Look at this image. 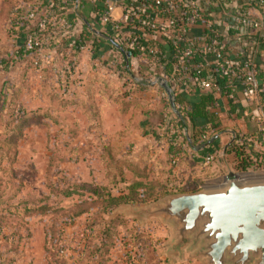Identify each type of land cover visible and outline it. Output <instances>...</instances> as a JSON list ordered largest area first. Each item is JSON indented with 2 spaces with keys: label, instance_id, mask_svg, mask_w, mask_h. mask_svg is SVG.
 <instances>
[{
  "label": "rangeland",
  "instance_id": "374dc122",
  "mask_svg": "<svg viewBox=\"0 0 264 264\" xmlns=\"http://www.w3.org/2000/svg\"><path fill=\"white\" fill-rule=\"evenodd\" d=\"M32 1L0 0V264H169V228L159 220L141 225L117 209L223 185L231 168L206 171L192 158L195 133L177 127L164 87L131 86L123 72L128 81L107 93L97 73L90 70L89 83L59 56L37 69L12 28L15 13ZM151 75L138 73L144 81ZM152 99L157 110L147 119ZM178 137L188 154L173 166L169 146ZM251 169L248 179L264 178V169ZM163 190L167 196L145 204L112 203ZM37 210L43 214H31ZM175 264L200 263L187 253Z\"/></svg>",
  "mask_w": 264,
  "mask_h": 264
},
{
  "label": "built area",
  "instance_id": "2783aa9c",
  "mask_svg": "<svg viewBox=\"0 0 264 264\" xmlns=\"http://www.w3.org/2000/svg\"><path fill=\"white\" fill-rule=\"evenodd\" d=\"M199 2V0H187V3H184V0H149L137 13L133 14V5L129 4L133 3V0H106L105 7L99 12L98 20L101 30L92 29L91 34L98 39H103L111 47L115 45V42L126 44L127 41L133 45L138 52L137 61L140 66L152 74L146 81L139 80V84L147 83L148 86L165 89L167 82L172 81L177 90L176 96L192 94L198 90L190 74L199 77L202 68H209L220 71L219 75L211 80L202 78L200 91L220 90V82L225 78L223 74L225 71L232 79L240 75L236 72L233 60L227 53L226 44L222 41L225 35L222 26L206 14ZM259 2L264 5V0ZM29 3L23 10L15 13L12 28L14 32L22 36L24 52L32 55L34 66L42 70L51 66L53 58L57 56L60 36L73 38L74 24L67 18V13L77 11L80 8V0H33ZM121 7L125 14L123 22L114 18L115 11ZM237 24L252 25L255 30L262 29L261 23L252 20L245 13L235 18L232 26ZM196 29L201 30L202 34L196 35ZM78 34V40L81 37L85 38L82 32ZM234 37L236 41H239L242 34L236 33ZM179 58L185 63L178 73L163 78L156 76L155 71L162 67L163 62ZM242 74L247 91L264 90V85L262 87L258 85L252 64L245 62ZM232 86L230 85L231 93L228 97L234 101ZM172 99L170 100L173 103L174 98ZM177 109L182 115H186L185 105H178ZM217 135L214 124H208L195 144L199 147ZM236 143L239 145L241 140H237ZM170 146L178 150L183 149L181 137L171 140ZM214 160L215 155L210 153L202 159V165L208 167ZM171 161L173 166H178L179 155ZM237 177L246 180L250 174ZM224 180L226 182L227 179Z\"/></svg>",
  "mask_w": 264,
  "mask_h": 264
},
{
  "label": "crops",
  "instance_id": "0c3cea01",
  "mask_svg": "<svg viewBox=\"0 0 264 264\" xmlns=\"http://www.w3.org/2000/svg\"><path fill=\"white\" fill-rule=\"evenodd\" d=\"M199 3H201L202 8L210 18L222 26L223 33L225 34L227 33V29L232 26L234 19L244 13L252 20L262 24V29H253L249 36L245 33L242 34V38L244 39L246 37H253V40H256L258 37L257 42L254 43V41H251L240 46L237 44L238 41L235 40L233 34L230 35V37L228 36V43L230 45H227L226 43V47L229 57L234 62L245 61V58L247 59L249 57L248 53L252 52L251 61L252 65L256 68L257 82L259 84L264 83V67H262V63L264 62V5L260 4L259 0H201ZM105 5L106 0H80V8L77 11L67 13V18L74 24L73 38L70 39L65 36L68 43L70 45H75L76 42L79 41L78 33L81 32L87 39L85 42L87 45L86 49L82 50L80 54L81 63L77 68V76L80 75L79 78L88 80L89 83H94L91 71L93 73H97V76H100L102 79H98V81L101 82L99 90L102 87L107 93H110L112 88L115 89L118 87V82L121 87L123 86L122 84H125V81L128 80H130L131 86H142V84H139V80L143 79H139L138 73L140 72V68L142 69L144 67L139 66L137 68L129 65L128 63H123L120 57L117 56V58H115L112 54L113 47H111L109 43L105 42L103 39H98L91 34L92 29L101 30L98 20L100 14L99 12L105 7ZM114 18L123 22L125 14L122 7L115 11ZM195 34L201 35L202 31L196 29ZM85 38H83V40H85ZM93 42H95L98 47L97 57L93 56V53L91 52ZM130 56L131 55L128 54L129 58ZM90 57L94 60V68L90 67V64L87 63V60ZM101 61L107 63L101 64ZM110 62H112V64ZM123 72L124 74H129L130 77L128 80H126L123 76ZM232 81L235 97L234 101L228 97L227 93L223 94L221 90L205 91V93H213L215 97L216 102L212 107H210V113L213 114L214 120L218 123L217 125L220 133L218 132V135L214 138V141H217L218 146L217 150L213 153L215 155L214 162L208 167H205L204 165L202 166L206 171L216 165L219 168H223L225 165L230 167L232 172L225 174V179L232 174H235L236 176L252 174V169H248L245 173H238L234 169V156L232 154H228L227 150L232 144L238 146L236 143L237 140H245L253 143L255 152L264 153V102L261 93L247 91L243 76L233 78ZM94 85L95 84L92 86ZM92 86L88 84L85 87L91 88ZM261 86H263V84ZM115 91H111V93L114 94ZM200 93L203 92L196 91L192 94H181L179 96L180 101L178 100L179 105H185L187 112H189L190 103H192ZM139 95H141V93ZM145 102V108L143 110L146 112L147 119H150V117H153L154 111L157 110L155 107L157 103L156 100L154 101L153 99ZM136 105V103L133 104L132 111L135 107H137ZM135 110H137V108H135ZM211 123L212 122H209V124ZM145 127H148V125ZM188 127H191L189 121ZM190 131L193 132V129L191 128ZM188 143L189 149L192 151V158L198 159L197 161L202 164V159L208 155V153L194 150V146L190 138H188ZM194 145L195 147H198L196 144ZM187 154L188 153L184 149H181V154L179 155V165ZM259 169L262 170L264 168Z\"/></svg>",
  "mask_w": 264,
  "mask_h": 264
},
{
  "label": "water",
  "instance_id": "95a60500",
  "mask_svg": "<svg viewBox=\"0 0 264 264\" xmlns=\"http://www.w3.org/2000/svg\"><path fill=\"white\" fill-rule=\"evenodd\" d=\"M116 214L141 225L159 220L169 228V264L183 262L187 253L200 264H264V178L241 180L232 174L223 185L146 207L124 205Z\"/></svg>",
  "mask_w": 264,
  "mask_h": 264
},
{
  "label": "trees",
  "instance_id": "16d2710c",
  "mask_svg": "<svg viewBox=\"0 0 264 264\" xmlns=\"http://www.w3.org/2000/svg\"><path fill=\"white\" fill-rule=\"evenodd\" d=\"M201 1V0H199ZM149 0H133V3H129L133 4V9L134 12H132L133 14L137 13L139 9H141L144 5H146V3H148ZM184 3H187V0H184ZM14 19V17H13ZM129 20V16L127 18ZM253 30V26L252 25H248V26H241L239 24L235 25V26H231L230 28L227 29V33L222 37V41L223 43H227V45H230L228 43V36L230 37V35L236 34V33H241V34H247V36L250 35V33ZM62 34V33H61ZM60 34V35H61ZM86 40H83V37H81V39L76 42V44H69L68 41L66 40L65 35H61L59 42H60V46H59V50H58V54L55 58H57L59 56V58L62 57H66L68 60V65L71 66L73 69H77L78 66L80 65V54L82 52V50H84L86 48ZM254 41L257 42L258 41V37L256 40H253V37H246L239 39L238 41V45L242 46L247 44L248 42ZM112 54L115 56V58L120 57L121 61L123 63H128L129 65H132L134 67H139L140 63L137 62V58H138V52L137 50L133 47V45H130L129 42L126 41V44L121 42V43H117L115 42V45L112 46ZM92 53L93 56L97 57V44L95 42H93L92 46ZM70 50V51H69ZM20 52L24 53L26 56H29L30 59H32V55H28L24 52V47L22 46L20 49ZM123 52V53H122ZM122 53V54H121ZM128 53L131 55L130 58L128 57ZM249 57L243 62H234V68L236 69V72L239 73L240 76H242V67L243 64L245 62L252 64V52L248 53ZM122 56V57H121ZM96 59V58H95ZM66 60V61H67ZM34 63V60L32 61ZM185 63V61H182L181 58L179 59H173L171 61H166L162 63V67L160 69H158L157 71H155V74L157 77L163 78L164 76H171L173 75V73H178L179 69L181 68V66ZM254 70L256 69L255 66L253 65ZM201 75H199V77L195 74H190L191 75V80L194 83L195 86H197V90L200 91L201 90V86H200V80L202 78L207 79V80H211L214 79L217 75H219L220 71L217 70H211L209 68H202L201 70ZM256 72V70H255ZM224 80L220 82L221 84V92L223 94L229 95L231 93V87L230 85H232V77L227 73V71H225L224 73ZM167 88L169 89L170 95L174 98V102H173V106H172V110L175 113V115L177 116V127L180 128L184 133L186 132L187 128H188V121L191 124V128L193 129V133H195V137L191 142L193 143L194 146V150L196 151H203L206 152L208 154L210 153H214L218 146H217V141H214L213 137L212 139H210L209 141H207L206 143H204L203 145H200L199 147H195V143L196 140L198 139V137L201 136V134L204 132V128L209 124V122H212V124H214L215 129H218V123H216V120H214V116L213 114L210 113V107H212L214 105V103L216 102L215 97L213 95V93H200L197 98L190 103L189 105V112L186 113V115H182V113L177 109V106L179 105V101H180V95L178 94L176 96L177 90L176 87L174 85V83L172 81H168L167 82ZM261 93L263 102H264V90L259 91ZM168 95V94H167ZM179 100V101H178ZM170 127V126H169ZM167 128V130L169 131L170 128ZM217 132H219V129L217 130ZM220 133V132H219ZM238 138V137H236ZM228 154H232L234 157L233 160V165H234V169L238 172V173H245L247 172L248 169L251 168H264V163H260V160L264 161V153H258L254 151L253 148V143H250L248 141L245 140H241V143L238 146H235L234 144L230 145V147L227 150ZM170 158L171 160L180 155L181 154V149H175L174 147L170 146ZM196 185V183H192L189 186H194ZM164 191V190H163ZM199 191L198 189H194V190H188L186 192H197ZM166 190L162 193H160V196L158 197H154L153 193L148 192L144 194V198L140 201H137L136 199V195L131 194L129 196H124L121 198H114L112 199V203L115 206H120L122 204H133V205H137V204H145L147 203L149 199L153 198L152 200H157L161 197L167 196L168 193H165ZM182 193H184L185 191H181ZM2 198H4V193L2 191H0V200H2ZM48 199V198H47ZM37 202V201H36ZM31 214L35 215H42L43 213L40 210L37 211H32Z\"/></svg>",
  "mask_w": 264,
  "mask_h": 264
}]
</instances>
